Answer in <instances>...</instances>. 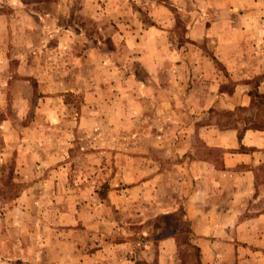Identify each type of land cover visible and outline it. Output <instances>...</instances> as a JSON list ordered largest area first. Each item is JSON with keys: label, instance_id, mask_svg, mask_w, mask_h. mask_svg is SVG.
Segmentation results:
<instances>
[{"label": "crops", "instance_id": "crops-1", "mask_svg": "<svg viewBox=\"0 0 264 264\" xmlns=\"http://www.w3.org/2000/svg\"><path fill=\"white\" fill-rule=\"evenodd\" d=\"M180 1L0 0V162L27 181L21 200L38 205L34 194L60 187L63 131L94 130L99 102L119 115L121 98L137 100L128 108L137 143L150 146L132 170L137 210H182L189 234V244L173 231L145 237L140 254L132 243L79 251L75 238L65 251L57 234L45 255L51 238L38 220L34 264H189L190 249L192 264H264V128L239 140L218 125L222 113L250 105L255 87L264 94V0L175 10ZM180 17L191 19L182 29ZM77 95L79 108L67 99ZM51 130L61 133L54 149ZM12 226L0 221V243Z\"/></svg>", "mask_w": 264, "mask_h": 264}, {"label": "rangeland", "instance_id": "rangeland-1", "mask_svg": "<svg viewBox=\"0 0 264 264\" xmlns=\"http://www.w3.org/2000/svg\"><path fill=\"white\" fill-rule=\"evenodd\" d=\"M196 2V0H181L175 3L174 8L175 10L178 7L192 9L195 8ZM243 5L249 6L245 2ZM208 10L213 9L208 8ZM190 20L180 17L181 29L185 22ZM252 94L262 93H259L255 87ZM80 97L77 95L67 99L79 108L82 103ZM121 101L123 106L120 107L127 108L126 113L119 115L106 113L105 109L108 108L99 102L95 107L97 112L93 115V124H97L94 130L83 131L71 126L63 131V134L69 138V146L63 148L62 162L65 164V171L61 179L57 178V183L60 180L61 185L59 188L55 186V192L51 189H43V193L34 194L40 197L38 205L35 202L21 200L27 181L22 182L13 177L14 165L0 162V221L10 218L13 223L9 231L11 240L7 245L0 243V253L5 252L7 255V257L0 255V264L7 262L34 264L37 261L32 256L40 251V246L37 242L31 241V235H34L36 226H41L38 220L45 221L46 225L41 226V231L46 229V236L51 238V242L47 243L45 255L53 250L55 245L53 236L57 234L60 235L59 241L62 240V243L57 244H60L61 249L65 251L75 248L72 243V239L75 238L79 251H93L102 245L132 243L133 246L137 245L133 248L137 250V254H140L145 249L143 247L146 244L145 237L153 238L155 235L168 234L169 231L177 233L181 244H189L187 242L189 234L182 210L168 216H154L152 214L154 211L137 210V190H135L137 176L132 170L137 168V152L150 149V146L144 142L137 143V114H132L133 112L128 110L129 105L132 102L137 103V100L134 102L121 98ZM255 111L256 109L251 110L250 113L246 112L243 117ZM2 117L3 113L0 112V119ZM118 117L119 120H116ZM257 117L262 122L257 119L253 123L259 127L264 124V114L258 113ZM219 118L220 121L231 119L222 117V114ZM71 121L74 122L73 117ZM109 126L110 128H107ZM47 132H51L50 135L48 134L49 139H52L50 149H54L53 138L59 131ZM117 155L124 158H118ZM91 216L94 217L93 223ZM22 221H30V224L24 227ZM138 221H142V224ZM1 228L0 236L6 233V227ZM155 244L151 242L152 248ZM194 253L195 251L190 249V258L187 256L189 264L194 263Z\"/></svg>", "mask_w": 264, "mask_h": 264}, {"label": "trees", "instance_id": "trees-1", "mask_svg": "<svg viewBox=\"0 0 264 264\" xmlns=\"http://www.w3.org/2000/svg\"><path fill=\"white\" fill-rule=\"evenodd\" d=\"M254 109H256L255 113L243 117L244 113L246 112L250 113L251 110ZM258 113L264 114V94L252 95L251 102L248 107L237 108L233 112L222 113V117L224 116L231 119H226L225 121H219L218 125L221 128L237 129L238 139L240 140L245 130L258 127L253 123V121H256L259 118L257 117ZM258 121L262 122L261 119H258ZM259 127L264 128V124L260 125Z\"/></svg>", "mask_w": 264, "mask_h": 264}]
</instances>
